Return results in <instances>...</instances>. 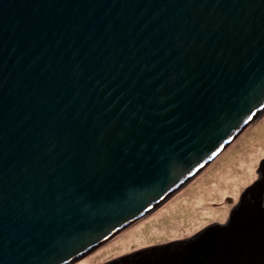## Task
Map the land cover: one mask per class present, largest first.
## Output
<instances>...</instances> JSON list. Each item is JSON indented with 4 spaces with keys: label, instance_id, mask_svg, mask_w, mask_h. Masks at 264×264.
Segmentation results:
<instances>
[{
    "label": "water",
    "instance_id": "1",
    "mask_svg": "<svg viewBox=\"0 0 264 264\" xmlns=\"http://www.w3.org/2000/svg\"><path fill=\"white\" fill-rule=\"evenodd\" d=\"M264 110V0H0V264H70ZM262 175L223 224L105 264H264Z\"/></svg>",
    "mask_w": 264,
    "mask_h": 264
},
{
    "label": "rangeland",
    "instance_id": "2",
    "mask_svg": "<svg viewBox=\"0 0 264 264\" xmlns=\"http://www.w3.org/2000/svg\"><path fill=\"white\" fill-rule=\"evenodd\" d=\"M262 159L264 110L172 195L70 264H105L225 223L242 193L262 175L257 171Z\"/></svg>",
    "mask_w": 264,
    "mask_h": 264
},
{
    "label": "bare ground",
    "instance_id": "3",
    "mask_svg": "<svg viewBox=\"0 0 264 264\" xmlns=\"http://www.w3.org/2000/svg\"><path fill=\"white\" fill-rule=\"evenodd\" d=\"M191 179V178H190Z\"/></svg>",
    "mask_w": 264,
    "mask_h": 264
}]
</instances>
